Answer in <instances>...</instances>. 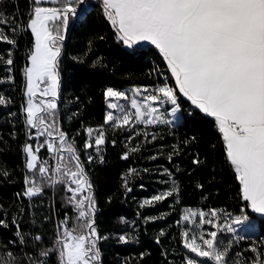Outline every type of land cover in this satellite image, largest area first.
Wrapping results in <instances>:
<instances>
[{
	"label": "trees",
	"instance_id": "trees-1",
	"mask_svg": "<svg viewBox=\"0 0 264 264\" xmlns=\"http://www.w3.org/2000/svg\"><path fill=\"white\" fill-rule=\"evenodd\" d=\"M82 1L67 0L76 10ZM35 6L32 0H0V13L10 21L7 26L0 25V32L15 41L0 39V97L6 101L0 104V260L12 261L14 257L13 264H40L39 253L52 250L58 232L64 230L60 222L69 218V228L76 222L77 212L69 202L72 193L67 191L69 181L56 171L58 165L66 164L76 170V161L66 151L72 142L92 185L91 193L84 194H91L95 202L92 218L101 254L99 264H187L189 259L211 264L185 246L183 216L189 210L209 214L215 210L220 227H232L233 231L224 228L217 232L218 241L229 249V264L238 255L251 264L258 254H264V215L244 198L216 119L181 94L156 46L133 44L127 48L117 26L107 18L103 0H85L77 16L70 15L68 28H61L59 98H55L57 109L49 123L63 131L66 140L60 141L55 129L51 138L46 133L35 136L37 129L28 125L23 110L29 99L24 70L34 48L29 14ZM39 6L62 8L61 0ZM58 23L52 22L51 27ZM9 58L11 65L7 64ZM163 85L174 91L177 120L132 122L123 127L105 123L107 88L122 91ZM47 100L42 97L40 103ZM172 106L167 103L168 109ZM101 130L104 143L97 146L95 139ZM45 141L64 150L49 151ZM26 144L33 146L36 169L26 166ZM86 144L92 147L86 148ZM40 166L48 172L41 175ZM26 178L42 191L26 196ZM167 192L172 194L144 204ZM238 217L247 221L248 227L235 228L231 220ZM213 226L205 225L214 230ZM38 235L40 241L35 240ZM57 255L52 252L46 264H58Z\"/></svg>",
	"mask_w": 264,
	"mask_h": 264
},
{
	"label": "snow or ice",
	"instance_id": "snow-or-ice-1",
	"mask_svg": "<svg viewBox=\"0 0 264 264\" xmlns=\"http://www.w3.org/2000/svg\"><path fill=\"white\" fill-rule=\"evenodd\" d=\"M43 0H32L36 5L30 12L29 25L34 34V48L30 51V66L24 72L27 78L26 92L29 97L24 112L27 123L37 129L35 136L52 137L55 125L49 118L55 117L57 103L55 97L59 87V60L61 55V28L67 26L69 14L76 9L67 0H61L62 8L42 7ZM107 18L117 26L120 39L125 45H133L138 41H150L167 60L180 92L188 97L203 112L216 118L220 132L226 142V156L242 186L244 198L251 202V207L264 213V0H103ZM15 17H12L14 20ZM59 21L54 27L50 23ZM9 19L0 13V25L7 26ZM15 33L16 28L12 29ZM0 39L8 40L5 33L0 32ZM15 43L14 40H8ZM99 61H97L98 63ZM13 60L9 58L7 64ZM35 81L46 83L42 95L50 97L46 103H34L37 85ZM106 98L127 99L126 93L109 87L105 90ZM164 98L177 103L172 88L167 85L156 89V94H149L143 102L131 99V108L135 109V119L146 124H155L160 119L153 116L157 109L152 102ZM6 101L0 97V104ZM112 109H120L122 115L114 116L108 112L105 123L112 122L115 127L128 125L132 116L116 103L109 104ZM143 109V110H142ZM173 108V112H175ZM167 122V121H165ZM60 141L66 140V134L55 129ZM93 129H88L91 134ZM34 138V137H30ZM155 139V136L152 137ZM104 143V132L101 130L95 139L99 146ZM49 151H61L53 143L45 141ZM41 145L40 147H43ZM86 148L92 147L86 144ZM39 147L36 152H39ZM135 150V149H133ZM24 151L29 159L28 169L37 168V156L33 146L26 144ZM66 151L72 154L70 159L76 161V170L72 171L66 164L57 166L56 171L66 175L69 181L67 191L72 193L69 200L77 212L75 223L67 227L69 218L60 222L62 232H58L52 250L39 253L46 264L52 252H56L58 264H99L100 251L97 246V232L94 213V199L91 194L92 185L85 170L80 166L74 142L69 143ZM92 157H89L91 161ZM198 162V161H194ZM131 171V170H130ZM38 172H48L40 166ZM3 175H8L3 172ZM63 183V181H58ZM28 187L25 195L33 196L42 189L26 178ZM75 185V187H72ZM171 192L162 193L145 200L144 204L164 199ZM79 195V199L77 196ZM211 216H216L212 211ZM200 218V223H212L205 220L203 212H192L183 216L185 221L190 217ZM239 223V220L235 221ZM2 223V221H0ZM186 238L185 246L197 257L208 258L215 264H229V249L218 241V233L211 231L205 238L203 234ZM228 231H233L228 226ZM23 243V236L17 232ZM42 238L38 235L35 240ZM124 240V237L120 238ZM201 243H198L197 240ZM190 240V242H188ZM203 246V247H202ZM206 249V250H205ZM253 252L257 250L253 247ZM12 256V253L8 254ZM258 254L251 264H264ZM12 261L0 260V264H13ZM187 264H194L192 259ZM203 264V261L200 262ZM231 264H247L239 255L231 260Z\"/></svg>",
	"mask_w": 264,
	"mask_h": 264
},
{
	"label": "rangeland",
	"instance_id": "rangeland-1",
	"mask_svg": "<svg viewBox=\"0 0 264 264\" xmlns=\"http://www.w3.org/2000/svg\"><path fill=\"white\" fill-rule=\"evenodd\" d=\"M52 1H56V0H43V2H52ZM52 7V6H51ZM75 16H77V14H74ZM53 25V24H52ZM51 27V23L49 25ZM34 36V34H33ZM34 40H35V37H34ZM29 66H30V60H29ZM34 83L37 85V87L35 88V95L32 97V100L34 103H37V104H41L40 101H41V98L44 97L46 99H49L50 97L48 96H44L42 95L43 93V89L47 86L46 83L42 82V81H35L34 80ZM158 87H144V88H136V87H133V88H128V89H125V90H122V92H125L126 93V96H127V99H115V98H109V104L111 103H116L118 105H121L122 107H124L130 116H132V119L130 120L129 123H132V122H135V123H144L143 121H137L135 119V109L131 108V99L135 98L138 100V102H143L144 101V98L146 96H148L149 94H156V89ZM115 90V89H114ZM117 91H121V90H117ZM161 96V99L159 101H156V102H152V106L155 107L157 109V112L153 113V116H159L160 119L158 120L157 123H163L165 121L167 122H171V121H174V120H177L178 117H179V114H178V109L175 105H173L170 109L167 108V103L168 102H171L170 100H168L167 98H164L162 96V94H160ZM173 108H175V112H173ZM143 110V109H142ZM108 112H112L114 116H118V115H122V113L120 112V109L117 108V109H112L109 107V111ZM27 117V115H26ZM27 119V118H26ZM31 197V196H29ZM192 212H196V213H199V212H203L201 210H191ZM215 211V210H213ZM189 211H187L185 213L188 214ZM205 214L204 216V219L205 220H211L212 223H200V218L199 216L197 217H190L189 220L185 221L183 219V226L185 228V232L188 231L189 232V236L193 235V229H195V234L197 235V237H199V235L203 234L205 236V238H208L207 234L211 231H216L218 232V230L220 229H224V228H228V225L226 226H222L220 227V217L216 215V217H214V221L211 219V215L207 212H203ZM236 220H239L240 222L239 223H236L235 221ZM231 223L234 224V227L235 228H240V227H248V223L247 221H243V219H241L240 217L238 218H233L231 220ZM208 224V225H213L214 224V230L213 229H210V228H207L205 227V225ZM190 242V240L188 241ZM198 243H201V241L198 239L197 240ZM203 247V246H202ZM206 250V249H205ZM201 259H205V260H208L211 264H215L214 261L208 259V258H202L200 257ZM194 261V264H200V260H193ZM203 264H209V263H203Z\"/></svg>",
	"mask_w": 264,
	"mask_h": 264
},
{
	"label": "crops",
	"instance_id": "crops-1",
	"mask_svg": "<svg viewBox=\"0 0 264 264\" xmlns=\"http://www.w3.org/2000/svg\"><path fill=\"white\" fill-rule=\"evenodd\" d=\"M136 45L137 44H141V45H153L150 41H138V42H136L135 43ZM155 46V45H154ZM166 60V59H165ZM166 62H167V60H166ZM167 65H168V63H167ZM169 68V67H168ZM169 70H170V68H169ZM170 72H171V70H170ZM171 75H172V77L174 78V81H175V83H176V86L178 87V89H179V85L177 84V82H176V80H175V77L173 76V74H172V72H171ZM180 91V90H179ZM181 94L183 95V93L181 92ZM184 96V95H183ZM186 97V96H185ZM187 99H188V97H186ZM189 100V99H188ZM190 102H191V100H189ZM192 103V102H191ZM193 104V103H192ZM194 105V104H193ZM195 107H197L199 110H201L202 112H203V110L202 109H200L197 105H194ZM203 113H205V112H203ZM207 114V113H206ZM209 115V114H208ZM215 118V117H214ZM216 119V118H215ZM261 214H263L264 215V213H261Z\"/></svg>",
	"mask_w": 264,
	"mask_h": 264
},
{
	"label": "built area",
	"instance_id": "built-area-1",
	"mask_svg": "<svg viewBox=\"0 0 264 264\" xmlns=\"http://www.w3.org/2000/svg\"><path fill=\"white\" fill-rule=\"evenodd\" d=\"M92 2H97V0H92ZM89 7H90V4H86V5H85V8H86V9H89ZM131 47H132V46L129 45L127 48H128V49H131ZM60 148H62L61 145H60ZM31 186H32V185H29V184L26 185V187H25V191H24V194H25L27 188H28V187H31ZM26 196H27V195H26Z\"/></svg>",
	"mask_w": 264,
	"mask_h": 264
},
{
	"label": "water",
	"instance_id": "water-1",
	"mask_svg": "<svg viewBox=\"0 0 264 264\" xmlns=\"http://www.w3.org/2000/svg\"><path fill=\"white\" fill-rule=\"evenodd\" d=\"M84 3H85V0L82 1L81 5H80L79 8L76 10L75 14H78V13L81 11V8H82V6H83ZM70 15H71V14H69V22H70ZM69 22H68L66 28H68V26H69ZM55 98L58 99L59 97L56 96Z\"/></svg>",
	"mask_w": 264,
	"mask_h": 264
}]
</instances>
